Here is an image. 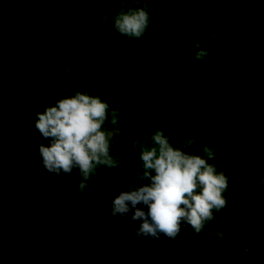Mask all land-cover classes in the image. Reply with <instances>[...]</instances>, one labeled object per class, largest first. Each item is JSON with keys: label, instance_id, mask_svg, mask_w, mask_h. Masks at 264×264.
Segmentation results:
<instances>
[{"label": "trees", "instance_id": "trees-1", "mask_svg": "<svg viewBox=\"0 0 264 264\" xmlns=\"http://www.w3.org/2000/svg\"><path fill=\"white\" fill-rule=\"evenodd\" d=\"M245 1L90 0V7L113 15L119 12L121 5H125L127 10L129 6L148 4L152 16L151 26L142 38L124 37L121 46L130 50L129 74L120 79L110 78L120 93L125 94L131 89L133 97L137 98L116 109L121 131L114 137L115 144H112L110 152L124 162L126 169L113 178L109 175L115 169H98L97 174L102 175L100 180L106 186L101 187L103 184L100 183V187L91 188H98L95 198L101 201L113 195L119 185L126 187L135 178L141 161L139 149L132 147L133 142L143 140L146 130L148 133L157 129L165 132L161 103L179 99L178 121L189 127L205 129L208 147L224 153L221 162L216 161V157L215 162L212 161L214 159L208 162L229 179L224 193L226 201L237 205L235 209L251 220L236 232V236L249 243L244 249L252 254L250 264H264V147L257 146V139L264 132V17ZM48 2L0 0V144L3 143L8 150L15 149L14 157L10 155L12 159L7 161L4 169L0 163V222L3 224L6 223L2 220L20 208L16 185L21 170L13 160L20 155L25 159L23 156L38 149L41 141L44 146H50V141L34 128L36 114L63 96L84 91L77 71L70 69L65 74L59 58L53 55V41H46L51 12ZM85 6L82 4L81 9ZM197 42L209 53L203 60L194 59L200 50L195 47ZM239 69L245 71L244 82L239 86L227 83L228 75ZM73 79H76L75 85ZM250 83L257 86L251 87ZM241 98L242 104L239 103ZM6 103L10 106L6 107ZM214 117H217V122ZM140 118L149 122L147 128L140 125ZM26 126L29 128L25 129ZM106 127H111L110 123ZM18 140L23 144L19 148L25 147L26 150H18ZM189 153L203 155L200 150ZM35 168L36 174H42V170L37 171L40 169L38 166L25 172ZM50 177L60 196L73 194V181L68 185L66 177L53 173ZM92 198L94 194L89 193L87 201ZM29 203L40 210L41 199L38 196L32 195ZM26 219L28 217L23 221ZM28 220L35 221L32 235H41L47 243L61 244L62 236L55 230L53 221ZM122 220L129 226L125 231L139 223L132 222L131 216ZM3 224L0 225V234L5 232ZM185 228L188 229V243L192 229L190 226ZM86 230L87 227L81 223L77 226L81 236L78 252L84 244ZM6 231L13 230L6 227ZM139 241L165 249L161 254L168 264H195L187 259L190 255L183 256L185 251L190 253L192 249L189 247L181 252L177 249V239L141 237ZM28 245L29 242L25 241V246ZM123 249L124 243L113 235L104 238L96 248L95 264H112V255ZM240 251V248L232 246L230 256L235 259V264H241L238 259ZM220 263L229 264V261H214V264Z\"/></svg>", "mask_w": 264, "mask_h": 264}, {"label": "rangeland", "instance_id": "rangeland-1", "mask_svg": "<svg viewBox=\"0 0 264 264\" xmlns=\"http://www.w3.org/2000/svg\"><path fill=\"white\" fill-rule=\"evenodd\" d=\"M89 2L90 0H49L48 5L51 6V12L47 23L49 33L46 41H53V55L59 58L64 73L66 74L71 69L76 70L80 75L79 84L84 87L83 92L92 96H100L109 104L110 110L118 109L124 106L128 100L137 99L133 97L131 89L125 94L120 93V89L115 88L110 81V78L120 79L123 75L129 74L130 67L127 63L130 50L122 48L124 37L114 31L111 20L106 25L97 22L104 14L103 10L90 7ZM245 2L251 6L253 11L264 17V0H246ZM82 4H86L83 9H81ZM148 4H151V1ZM53 31L56 33L53 34ZM28 38L33 39V36L28 35ZM239 70L228 75L227 83L239 86L244 82L245 71ZM257 79L259 78L255 80ZM72 82L73 85L77 83L76 79H73ZM249 85L257 86L253 83ZM251 91L254 89L252 88ZM179 101V99H174L161 103L165 134L174 147L179 148L178 146H180L186 152L200 150L202 145H207L208 133L205 132V129L189 127L178 121V109L181 107ZM138 102L144 104L141 100ZM239 103H243L242 98ZM6 105V107L10 106L9 103ZM246 111L248 112L249 109L246 108ZM214 119L217 122V117ZM140 125L147 128L149 122L140 118ZM28 128V126L25 127V129ZM147 133L146 130L145 134ZM188 139H193L194 143L185 149L183 144ZM17 143L18 150H26L25 147L19 148L23 145L19 140ZM112 144L115 142L113 141ZM0 145V163L4 169L7 161L12 159L10 155L14 157L15 149L8 150L9 148H5L3 143ZM39 145H43L42 141ZM257 146L264 147V132L257 139ZM37 148L27 152L28 154L23 156L25 159H22L20 155V158L13 160L21 170L18 177L19 183L16 185V197H20V208L15 206L18 209L2 220L6 224L0 222V225L5 226L4 234H0V264H83L88 261L95 264L98 244L110 235L124 243V249L120 253L112 255V264H168L166 257L161 254L162 251L165 253V249L162 250L157 245L148 246L135 238L134 231L139 227V223L136 227L125 231L129 226L123 224L122 218L119 216L114 220L108 218L107 213L111 211L112 201L126 187L121 185L117 187L116 184L117 188L113 195L99 201L95 198L98 188L91 187H100V183L103 184L101 187L106 186L104 181L100 180L102 175L96 174L91 177L89 191L80 192L78 190L79 170L74 169L70 182L67 175L61 176L62 178L66 177L68 185H72L73 181V194L69 197L60 196L51 182L50 173L45 171L41 163L39 147L37 146ZM214 153L218 160L212 161L219 162L224 153L217 151ZM37 166L40 167L39 171H43L42 174L39 172L35 175L36 168L25 172ZM124 168L125 165L119 169L111 170V174H108L109 177H116ZM94 183L96 184L94 185ZM89 193H93L94 198L88 202ZM32 195L38 196L41 203H45L43 206L40 203L39 211L29 203ZM11 206L14 207V205ZM236 207L237 205L227 202L226 207L219 212H214L215 219L208 223L203 231L200 233L192 231V237L188 239V243V229L182 225L181 231L176 237L178 240L176 241L177 249L182 252L183 249L190 247L191 252L185 251L183 256L190 255L187 259L195 264H214V261L218 263L223 259H227L229 264H235V259L230 256L232 246H234L241 249L238 255L239 262L250 264L252 254L244 249L245 244L249 243L246 240L242 241L239 235L236 236V232L241 229L242 224L251 220L235 209ZM25 217L30 220L53 221L55 230L62 236L61 244L47 243L41 235H32L35 221L29 222L26 219L25 222L23 221ZM80 223L85 225L87 230L84 244L81 246V251L78 252L81 236L77 231V226ZM6 227H10L13 231H6ZM26 230H31V232ZM25 241L29 242L28 247L25 246ZM186 243L187 245H184Z\"/></svg>", "mask_w": 264, "mask_h": 264}, {"label": "clouds", "instance_id": "clouds-1", "mask_svg": "<svg viewBox=\"0 0 264 264\" xmlns=\"http://www.w3.org/2000/svg\"><path fill=\"white\" fill-rule=\"evenodd\" d=\"M125 7L121 5L115 15L103 14L97 22L106 25L111 20L119 36L142 38L152 23L150 5L129 6L127 10ZM195 47L200 49L195 60L209 55L199 42ZM118 117L119 111L110 110L100 96L80 91L55 100L37 113L34 128L50 141V146H39L45 171L58 177L67 175L70 182L71 173L78 169V190L85 192L98 169L123 167L124 162L110 152L114 137L121 131ZM109 123L111 127H106ZM193 143V139H188L183 148ZM132 147L139 149L140 170L125 190L116 195L107 216L114 220L131 214V221L139 222L134 231L137 240H160L161 236L175 240L182 225L200 233L215 219L214 212L226 207L224 193L229 179L208 162L215 158V153L206 144L200 149L203 155L192 154L174 147L165 132L157 129L145 134L143 140L134 141Z\"/></svg>", "mask_w": 264, "mask_h": 264}, {"label": "crops", "instance_id": "crops-1", "mask_svg": "<svg viewBox=\"0 0 264 264\" xmlns=\"http://www.w3.org/2000/svg\"><path fill=\"white\" fill-rule=\"evenodd\" d=\"M37 171H39V170H37ZM39 173V172H38Z\"/></svg>", "mask_w": 264, "mask_h": 264}]
</instances>
